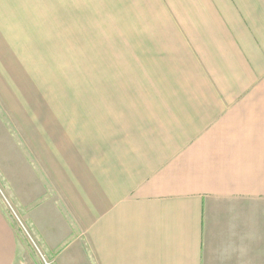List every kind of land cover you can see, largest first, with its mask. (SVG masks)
<instances>
[{
    "label": "crops",
    "instance_id": "1",
    "mask_svg": "<svg viewBox=\"0 0 264 264\" xmlns=\"http://www.w3.org/2000/svg\"><path fill=\"white\" fill-rule=\"evenodd\" d=\"M150 2L78 105L51 101L41 53L68 59L24 3L29 156L8 197L48 264H264V0ZM28 249L0 206V264Z\"/></svg>",
    "mask_w": 264,
    "mask_h": 264
},
{
    "label": "rangeland",
    "instance_id": "2",
    "mask_svg": "<svg viewBox=\"0 0 264 264\" xmlns=\"http://www.w3.org/2000/svg\"><path fill=\"white\" fill-rule=\"evenodd\" d=\"M30 1L32 0H0V32H4V35L0 34V206L11 220L25 249L29 248L27 252H31L33 264H44L39 247L36 242L37 246L32 242L34 239L23 226L17 208L8 197L6 187L10 172H21L23 158L28 161L29 156L23 146L21 126L25 89L22 66L25 29L26 26H34L36 23L31 15L25 16L22 13L24 3ZM43 2L47 10H50V15L43 19L47 29H50L47 43L54 44L55 34L59 35L62 38L64 58L68 60L57 62L58 57L52 58L55 48H48L47 53H41L44 62L41 61L39 66L40 77L44 75V70L48 74L47 77H52V80L46 81L48 93H52L51 101L59 100L54 94L59 95L60 91L65 105L85 104V101H82L86 98V89L99 87L97 82L90 81L88 76L93 72L101 73L97 56L101 55L104 45L111 41L112 56H118L119 49L113 48V44H117L122 32L124 37L128 35L127 26L150 23L149 16L145 14L149 11L151 2L63 0L61 8L54 0ZM30 4L32 7L33 3ZM122 46L121 44L120 50ZM99 85L101 87V84ZM69 108H64L67 110L63 113L64 119H70L83 110L81 107H74L71 114L68 112ZM44 259L47 260L45 257Z\"/></svg>",
    "mask_w": 264,
    "mask_h": 264
},
{
    "label": "built area",
    "instance_id": "3",
    "mask_svg": "<svg viewBox=\"0 0 264 264\" xmlns=\"http://www.w3.org/2000/svg\"><path fill=\"white\" fill-rule=\"evenodd\" d=\"M44 264H48V263H46V262H43Z\"/></svg>",
    "mask_w": 264,
    "mask_h": 264
}]
</instances>
